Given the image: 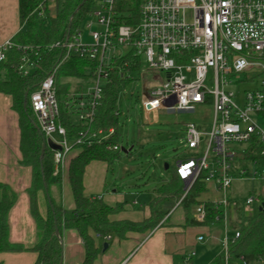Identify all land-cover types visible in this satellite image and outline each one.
<instances>
[{
	"label": "built area",
	"instance_id": "built-area-1",
	"mask_svg": "<svg viewBox=\"0 0 264 264\" xmlns=\"http://www.w3.org/2000/svg\"><path fill=\"white\" fill-rule=\"evenodd\" d=\"M55 3L56 0H43L32 12L37 17H54ZM91 7L80 26L63 41L54 43L63 47V58L29 93L38 129L47 142L57 145L50 147L54 174L68 154L84 146L106 142L109 149H119L117 143H109L115 127L93 129L92 125L103 87L111 78L113 59L130 53L141 61L139 72L147 65L158 74L156 80L148 82L150 92L142 97L146 115L156 110L194 112L197 106L211 101L208 132H200L192 121L186 123L185 145L198 155L177 160L174 170L184 183L181 199L197 179L215 183L222 194L220 200L213 202L222 212L216 220L226 227L227 208L230 203L235 205L229 192L235 178L229 171L237 155L232 145L249 143L247 157L253 158L257 152L264 157V127L258 123L259 118L264 120V0H139L133 23L121 18L120 0H96ZM82 25L87 28L90 41L84 40ZM12 47L21 48L11 40L0 45V62ZM72 56L86 59L93 66L87 68L88 78H76L88 81L87 86L69 88L65 95L70 121L81 124L77 136L69 139L60 121L55 78L60 64ZM209 70L213 76L210 88L205 85ZM162 72L165 77L159 78ZM249 72L244 80L259 81L257 87L246 90L239 104L235 93L226 89L232 83L228 76L239 82L240 73ZM202 134L206 136L204 144ZM245 172L242 169L237 175L242 177ZM249 174L256 178L257 171ZM255 201L258 199L248 196L244 203ZM192 216L197 222L205 221L202 203L194 206ZM238 235L236 230L232 237L225 234L221 239L223 264H264V259L248 261L242 256L239 262H230L228 246Z\"/></svg>",
	"mask_w": 264,
	"mask_h": 264
},
{
	"label": "trees",
	"instance_id": "trees-1",
	"mask_svg": "<svg viewBox=\"0 0 264 264\" xmlns=\"http://www.w3.org/2000/svg\"><path fill=\"white\" fill-rule=\"evenodd\" d=\"M96 0H56L54 17H37L32 11L43 0H19V18L24 29L19 30L11 41L21 48L12 47L6 51L5 59L0 62V92L11 95L12 108L18 113L20 128L21 164L32 169L31 183L27 189L30 213L35 221L37 241L31 251L37 253L34 264H62V244L60 235L63 229H75L83 242L85 256L78 264H94L99 248L91 232L101 237H126L128 232H146L162 223L184 193V183L171 170L166 182L155 190V196L149 202L150 215L140 221L128 219L109 220V215L119 210V206H109L98 197H89L84 192L82 177L85 166L92 160L110 161L118 150L108 148V143H94L82 147L69 161L68 179L74 199L75 208L65 214L60 201L52 198L48 201V212L40 215L37 206V192L55 183L60 184L61 174H54V153L46 145L43 155L42 139L36 119L29 104V93L60 62L64 49L54 46L63 41L75 28L81 25L91 6ZM139 0H120L121 18L133 23L137 19ZM53 45V46H51ZM33 64L31 72L25 69ZM92 62L79 57L65 59L56 72V95L60 97L69 91V83L61 82L62 78H88L87 68ZM141 61L127 53L112 61L111 78L103 87V96L98 105L92 125L93 129L115 127V134L109 143H117L118 116L117 101L120 93L131 81L134 73L139 72ZM29 90L25 98V91ZM24 99L26 102L24 104ZM60 121L66 128V136L73 139L81 129V124L70 121L67 112L60 111ZM43 135V134H42ZM44 136V135H43ZM170 165L167 163V168ZM205 173H201L204 176ZM206 191L205 183L197 179L180 200L187 225H212L221 217V211L211 201H200L198 197ZM0 252L21 251L23 247L11 243L8 239V211L15 201L16 194L6 185L0 183ZM236 218H231L228 211L229 227L239 235L228 246L230 262H239L240 257L248 261L264 259V210L257 211L247 220L242 218L240 200L234 197ZM264 201V199H263ZM231 202V201H230ZM202 203L206 211L204 222H197L192 216V206ZM240 212V213H239ZM232 219V220H231ZM55 227L57 230H55ZM223 255L218 254L209 264H223Z\"/></svg>",
	"mask_w": 264,
	"mask_h": 264
},
{
	"label": "crops",
	"instance_id": "crops-1",
	"mask_svg": "<svg viewBox=\"0 0 264 264\" xmlns=\"http://www.w3.org/2000/svg\"><path fill=\"white\" fill-rule=\"evenodd\" d=\"M21 29H24V25L20 23L19 0H0V45L11 40ZM67 78L69 77L62 78L64 81L61 82L69 83ZM78 87L79 85L75 84L74 89ZM19 144L18 113L12 108L11 95L0 92V183L6 184L16 194L15 201L8 211V239L11 243L23 247L21 251L0 252V264H34L37 258V253L30 250L37 241L36 225L30 213L27 193L32 169L20 163L22 155ZM76 153L74 150L63 159L59 167L60 184L53 183L47 189L48 197L55 202L60 201L66 215L75 208L68 179V165ZM120 177V173L110 166L109 161L92 160L84 168L82 177L84 192L89 197L100 198L109 206H119L116 213L109 215L111 221L122 219L140 221L148 217L149 202L155 196L156 188L168 178L154 186L150 192H143L141 189L151 187L150 183L144 184L143 188L131 189L130 184H119ZM204 183L206 191L198 200L213 203L222 198L213 181ZM124 187L126 189H123ZM36 196L38 211L45 217L48 212L47 195L41 189ZM138 198H141V201H138ZM227 209L231 213L234 212L233 204L230 203ZM233 231L229 224L224 227L222 221L209 226L187 225L183 208L178 203L162 223L152 230L128 232L123 239L114 235L101 237L91 232L99 248L94 264H209L220 254L223 236L226 234L232 237L229 233L232 234ZM199 236L203 237L201 241L198 240ZM60 242L62 264L82 262L85 250L82 239L75 229H63ZM104 243L107 244L106 247ZM205 244H209V247ZM215 245L220 249L217 250Z\"/></svg>",
	"mask_w": 264,
	"mask_h": 264
},
{
	"label": "rangeland",
	"instance_id": "rangeland-1",
	"mask_svg": "<svg viewBox=\"0 0 264 264\" xmlns=\"http://www.w3.org/2000/svg\"><path fill=\"white\" fill-rule=\"evenodd\" d=\"M81 30L84 34V40L90 41L87 36V28L82 25ZM32 69L33 66L26 70L31 72ZM249 74L250 72L240 73L239 80L241 81L239 82H236L233 76H228L232 78V83L226 89H230L235 93L234 99L239 104L243 102L246 90L257 87L258 78H255L252 83L244 80L247 79ZM189 76L191 78L192 74ZM163 77H165V74L162 72L159 74V78ZM157 78V72L145 65L143 71L133 74L131 81L120 93L117 101L119 116L116 141L119 149L117 155L109 161L110 166L113 169L115 168L121 175L119 184H130L132 189L135 187L143 188L144 184L150 183L149 186L151 187L141 189L143 192H150L162 180L169 178L177 160L198 155L194 149H190L185 145L186 123L192 121L197 125L200 132H208L212 118L211 101L205 105L197 106L194 112L156 110L146 115L142 108V97L150 92L147 90L148 82ZM67 80L70 83V90L75 88V84L81 87L88 84V81L83 79L67 78ZM212 80V72L209 70L205 85L209 88L212 87ZM65 98V95L57 97L61 112H67L64 103ZM258 123L264 127L262 118L258 119ZM205 138L206 136L202 134V144L205 143ZM232 146L237 151V155L235 160L231 162L229 171L235 177L230 188L231 200L235 196L241 201L239 204L242 207V218L247 220L256 214L260 202L264 199V179L260 178L261 176L264 177V157L260 156L258 152L253 156L255 159L247 157L245 151H250L249 143H235ZM121 148L127 151H122ZM165 163L170 165L169 169H165ZM242 169H245L246 172L240 177L237 174ZM254 169L257 171L256 178H252L249 174ZM248 196H253L258 201L246 205L244 201ZM137 200L141 201V198ZM236 214L235 211L232 212L231 218H236ZM229 219L230 215L228 222ZM230 235L232 236L233 233H229ZM205 245L209 247V244ZM215 248L220 249L218 245H215Z\"/></svg>",
	"mask_w": 264,
	"mask_h": 264
},
{
	"label": "water",
	"instance_id": "water-1",
	"mask_svg": "<svg viewBox=\"0 0 264 264\" xmlns=\"http://www.w3.org/2000/svg\"><path fill=\"white\" fill-rule=\"evenodd\" d=\"M28 92H29V90L27 89V90L25 91V98H26V95L28 94ZM25 102H26V99H24V104H25ZM40 134H41V139H42V152H41V156H42V155H43V151H44L46 145H48V146L51 147V148H57V145H55L54 143H52V142H50V141L47 142V141L45 140L44 136L42 135L41 131H40ZM121 150H122V151H127V150L124 149V148H121ZM164 167H165V169L167 168V163L164 165ZM44 191H45V193H46V195H47V199H48V201H50V199H49V197H48V193H47V188H46V187H44ZM258 210H259V211L264 210V201H262V202L260 203V206H259V209H258ZM55 230H57L56 227H55ZM106 246H107V244L104 243V247H106Z\"/></svg>",
	"mask_w": 264,
	"mask_h": 264
}]
</instances>
